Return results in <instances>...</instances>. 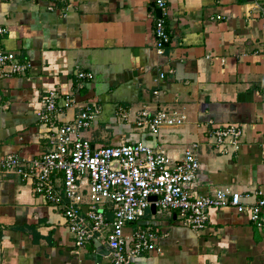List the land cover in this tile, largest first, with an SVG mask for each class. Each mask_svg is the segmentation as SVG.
I'll return each mask as SVG.
<instances>
[{
    "label": "crops",
    "instance_id": "0c3cea01",
    "mask_svg": "<svg viewBox=\"0 0 264 264\" xmlns=\"http://www.w3.org/2000/svg\"><path fill=\"white\" fill-rule=\"evenodd\" d=\"M167 7L170 43L158 54L154 0H0V48L31 66L0 77V156L50 150L51 131L37 112L55 91L58 125L95 108L82 131L91 145L141 141L173 160L195 145L200 168L191 192L229 187L253 204L264 193V0H168ZM78 71L93 77L78 80ZM162 108L181 112L183 124L156 134L136 125L140 111ZM227 124L244 133L237 150L221 152L208 132ZM32 188L0 173V264H112L103 238L75 247L62 211ZM138 226L155 234V249L128 264H264V233L233 207L211 209L197 232L175 211L151 206L124 233Z\"/></svg>",
    "mask_w": 264,
    "mask_h": 264
},
{
    "label": "built area",
    "instance_id": "2783aa9c",
    "mask_svg": "<svg viewBox=\"0 0 264 264\" xmlns=\"http://www.w3.org/2000/svg\"><path fill=\"white\" fill-rule=\"evenodd\" d=\"M167 1L154 0L160 13L153 27L158 54L170 43L165 27ZM3 34L0 27V37ZM30 68L29 62L20 61L12 52L0 48V77L24 75ZM76 76L81 81L93 77L85 71H78ZM163 78L164 73H159L157 79ZM57 99L55 91L44 94L40 99L41 110L37 112L39 120L51 131L50 150L32 159L16 154L0 156V173L17 175L22 182L32 185L34 194L45 204L59 208L75 247H84L96 236L103 238L112 264H128L133 257L154 250L155 234L151 229L138 226L130 234L124 233L125 226L140 220L151 205L159 212L175 211L180 223L196 232L205 228L211 209L233 207L238 213H246L250 222L264 233L261 191L250 205L243 204L241 194L229 187L218 188L208 195L191 192L190 184L200 168L195 145L187 147L179 160L141 141L95 147L82 135L93 123L95 108L86 105L72 122L58 125ZM183 120L181 112L162 108L153 115L140 111L135 123L156 134L160 127L180 126ZM243 133V128L236 124L213 125L208 136L225 152L228 147L238 149ZM262 150L264 153V144ZM83 190L85 211L81 207ZM151 197L155 200H150Z\"/></svg>",
    "mask_w": 264,
    "mask_h": 264
},
{
    "label": "water",
    "instance_id": "95a60500",
    "mask_svg": "<svg viewBox=\"0 0 264 264\" xmlns=\"http://www.w3.org/2000/svg\"><path fill=\"white\" fill-rule=\"evenodd\" d=\"M156 15L159 16V10H156ZM150 200H155V197H151ZM151 208H154V206L151 205Z\"/></svg>",
    "mask_w": 264,
    "mask_h": 264
}]
</instances>
